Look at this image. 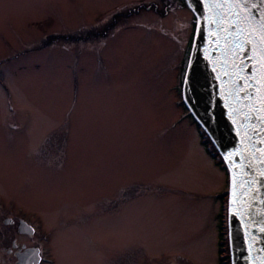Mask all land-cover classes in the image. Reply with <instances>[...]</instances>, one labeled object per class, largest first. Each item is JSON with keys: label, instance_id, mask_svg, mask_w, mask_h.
I'll return each mask as SVG.
<instances>
[{"label": "rangeland", "instance_id": "rangeland-1", "mask_svg": "<svg viewBox=\"0 0 264 264\" xmlns=\"http://www.w3.org/2000/svg\"><path fill=\"white\" fill-rule=\"evenodd\" d=\"M167 9L0 0V201L38 216L52 264H216L228 172L182 97L195 16ZM12 231L0 220L8 260L11 238L27 241Z\"/></svg>", "mask_w": 264, "mask_h": 264}, {"label": "water", "instance_id": "water-1", "mask_svg": "<svg viewBox=\"0 0 264 264\" xmlns=\"http://www.w3.org/2000/svg\"><path fill=\"white\" fill-rule=\"evenodd\" d=\"M185 3L195 22L181 92L228 172L230 264H264V0Z\"/></svg>", "mask_w": 264, "mask_h": 264}, {"label": "flooded vegetation", "instance_id": "flooded-vegetation-1", "mask_svg": "<svg viewBox=\"0 0 264 264\" xmlns=\"http://www.w3.org/2000/svg\"><path fill=\"white\" fill-rule=\"evenodd\" d=\"M157 1L161 3V7L164 13L167 12L168 10L167 8L170 4L174 5L175 2V0H157ZM194 21L195 19L193 20V22ZM193 29H194V24H193ZM193 29H192V34H193ZM191 39L192 36L190 40ZM220 197L221 196H219V198ZM222 200L223 199L220 198L219 207ZM1 210H5L6 212L5 211L2 212ZM114 212L116 213V210ZM0 213H3L0 214V220L2 221V223L8 227H12L13 231L10 233L19 235L22 238H26L27 240L26 242L18 245L16 239L11 238L10 247L7 248L4 253V255L10 257L11 259L10 260L5 259L3 258L2 255H0V264H21L20 261L25 262V264H34V262L37 261V259H38L37 264H44L46 262L52 264L53 260L51 256L48 255L46 249L43 247L42 244L47 241V238L46 235L44 234L43 226L42 224H40V219L38 218V216L33 217L32 218L33 222L30 223L27 220H25L22 217V215L15 213V211L12 210L9 206L3 207L1 201H0ZM7 238L8 236L3 237L2 239H7ZM114 255L113 257H111L113 259V264H115L114 260L117 254L115 253ZM105 257H110V256L103 255L101 261L98 264H105L103 262ZM220 258H222V256L217 251L214 257V262L216 260V264H223V259ZM170 264H174V263H170Z\"/></svg>", "mask_w": 264, "mask_h": 264}, {"label": "trees", "instance_id": "trees-1", "mask_svg": "<svg viewBox=\"0 0 264 264\" xmlns=\"http://www.w3.org/2000/svg\"><path fill=\"white\" fill-rule=\"evenodd\" d=\"M133 8V7H132ZM136 7L134 8V11H135ZM131 10V9H130ZM126 14H131V11L130 12H126ZM119 16H122V11H117L116 13H114L113 15H111V18L108 22H113L112 24H115L114 23V18L115 17H119ZM112 24H109V25H112ZM103 29L101 30H95V29H87L84 33V35H81L80 33L74 38V40H77L80 37H83L82 41L85 40V41H88L89 38H94V37H98V39L100 38H105L107 35V33L109 32V26H106L104 25ZM52 37H55V35H52ZM55 38H59L58 36L55 37ZM62 38V37H61ZM63 38L65 39H68L71 38L70 36H63ZM72 39V38H71ZM46 43V42H45ZM44 44V43H43ZM197 124V123H196ZM197 128L199 129V133H200V138L204 141L202 143V145L205 147L208 155H210L216 162L217 164L219 165H222L223 166V162L217 152V150L215 149V147L213 146V144L210 142V140L208 139V137L206 136V134L204 133V131L200 128V126L197 124ZM224 196H226V194H224ZM226 201V200H225ZM221 217V215H219ZM226 216V215H224ZM220 221V220H219ZM224 226L223 228L220 226L221 224H219V230L218 231V240H217V249H218V253L221 254L222 253V250L224 249L225 250V261L223 264H229V251H228V244H227V236H226V231L225 232H222V229L223 230H226V222L224 220ZM225 236V237H224ZM223 257L220 258V259H224Z\"/></svg>", "mask_w": 264, "mask_h": 264}]
</instances>
